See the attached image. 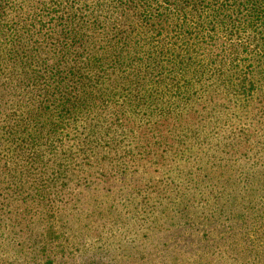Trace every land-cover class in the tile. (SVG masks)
<instances>
[{
    "label": "trees",
    "instance_id": "16d2710c",
    "mask_svg": "<svg viewBox=\"0 0 264 264\" xmlns=\"http://www.w3.org/2000/svg\"><path fill=\"white\" fill-rule=\"evenodd\" d=\"M92 190L170 234L254 210L264 0H0V264Z\"/></svg>",
    "mask_w": 264,
    "mask_h": 264
},
{
    "label": "rangeland",
    "instance_id": "374dc122",
    "mask_svg": "<svg viewBox=\"0 0 264 264\" xmlns=\"http://www.w3.org/2000/svg\"><path fill=\"white\" fill-rule=\"evenodd\" d=\"M84 194L74 195L52 223L57 237L47 264H264L263 190L254 210L171 234L148 209L125 205L119 190Z\"/></svg>",
    "mask_w": 264,
    "mask_h": 264
}]
</instances>
